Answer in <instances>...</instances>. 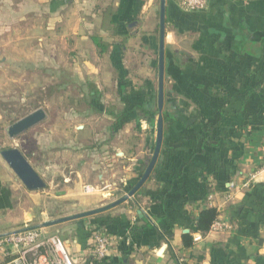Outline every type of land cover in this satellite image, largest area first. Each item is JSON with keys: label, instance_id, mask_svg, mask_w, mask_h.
I'll return each mask as SVG.
<instances>
[{"label": "crops", "instance_id": "crops-1", "mask_svg": "<svg viewBox=\"0 0 264 264\" xmlns=\"http://www.w3.org/2000/svg\"><path fill=\"white\" fill-rule=\"evenodd\" d=\"M176 2L165 3L163 136L149 178L106 212L43 229L66 243L75 264H178L181 258L182 264H264L263 174L243 187L264 164V0H208L200 12L181 11ZM158 23L159 0H0V72L16 74L0 76V87L18 83L22 90L8 106L25 107L40 77L54 79L49 100H67L65 90L73 88L85 116L105 123L95 129L79 121L65 130L82 144L61 152L82 156L86 166L62 173L51 186L56 200L82 208L75 214L122 197L153 152ZM93 36L106 44L103 54ZM42 111L37 125L47 121ZM72 114L73 121L84 120ZM4 120L0 110L3 138L12 141ZM54 125L50 138L36 143L42 152L54 146ZM102 152L108 156L100 158ZM3 167L0 180H18ZM25 189L36 204L40 197ZM10 198L0 184V209L11 207ZM208 208L229 229L197 233L199 214ZM93 227L115 240L102 260L82 255Z\"/></svg>", "mask_w": 264, "mask_h": 264}, {"label": "rangeland", "instance_id": "rangeland-1", "mask_svg": "<svg viewBox=\"0 0 264 264\" xmlns=\"http://www.w3.org/2000/svg\"><path fill=\"white\" fill-rule=\"evenodd\" d=\"M176 3L178 4V2ZM179 9L183 11L181 8ZM28 44L29 48H32L37 45V42H29ZM9 75L15 77L14 75L16 74H11L6 70L4 72H0V76L5 77V79L1 78V80L6 81V78L7 76L9 77ZM38 81V87L32 90V96L29 97L30 99L26 103V108L23 107L22 104H11L10 106L7 104L14 102L10 97L17 98L20 95L22 92L21 85L18 83L10 86L3 84V86L1 85L0 87V94L3 96L1 100H4L2 101L3 103H0V110L5 116L3 124L8 123V120L6 119L7 117L12 118L13 113L17 117H20L27 113V110L29 111L30 108H36V110L45 109V112L47 113V121L42 125H36L35 127H32V129L25 135H19L18 137L12 139V141L5 140L3 138L0 143V151L4 149H10L11 147L19 149L21 153L27 157L30 166L36 169L38 173L37 175L41 177L43 183L45 184L44 189L32 191V195L36 194L40 197V199L36 201V204H34L29 201L30 197L28 194L30 193L25 191L26 187L19 180H0L2 188L6 189L8 193L11 194V207L7 206L6 203L5 206L0 209V235L10 233V231L16 229H23L25 227L41 224L44 222V220L49 221L61 217H67L82 211V208L79 206H73L70 202H63L54 198V191L56 189L52 188V186L53 183H56L57 185L60 183V177L62 173L69 175V172L73 169L76 168V170L82 171L83 167L86 166V159H82V156H77L78 154H74L69 151L66 153L61 152L63 151L62 149L71 150L75 145H79L77 143H80L77 139L76 141H73L71 134L68 136L65 135L67 134L65 130L66 128L72 130L74 125H78L79 121H82L88 124L89 127L95 129H102L105 125L104 121L101 120L98 115L94 116L95 114H92V118L86 117V113L88 112L86 110V104L84 105L83 103L76 101L77 98H74V92L76 91L75 89L73 90V88H69L68 90H65L63 99L66 97L67 100L61 101L63 104L61 102L57 104L54 102V100H49L50 97H54L55 95V90L50 89V87L53 86L56 81L54 79L52 81L47 80L46 78L42 77H40ZM108 91L114 95V89ZM7 94L10 95L4 97ZM46 101L47 103H45ZM36 110H33L32 112ZM72 112L81 113V117H84V120L75 119L73 121L70 119V116L73 115ZM60 114H64V116H61ZM57 115H59L58 124H56V119H58ZM52 123H55L54 126H56V129L53 131L56 132L57 130L56 136H51L50 141V145H54V149L52 148L48 152H42L39 150V146H37L36 143L38 139L39 141L41 139L47 141L50 138L49 133L51 132ZM72 142L75 145H72ZM64 146L66 148H64ZM43 148L45 149V147ZM107 156L108 154H104L102 152L100 158H106ZM106 161L107 159H105V163ZM0 162V171H3V174H6V168L3 167L6 166V162L1 157V153ZM97 165L99 166V162ZM118 174L119 173L117 172L116 175ZM97 175V173L94 175L95 182L98 180ZM116 178L117 176L114 177V180H116Z\"/></svg>", "mask_w": 264, "mask_h": 264}, {"label": "built area", "instance_id": "built-area-1", "mask_svg": "<svg viewBox=\"0 0 264 264\" xmlns=\"http://www.w3.org/2000/svg\"><path fill=\"white\" fill-rule=\"evenodd\" d=\"M177 2L183 11L200 12L205 10L208 0H177ZM260 173L264 176V164L257 172L251 174L243 187ZM85 191L89 192L91 189L85 187ZM227 198L229 199L230 196ZM226 229H229L227 224L215 220L209 232L218 233ZM199 240L200 236L193 237V242ZM114 242V237L106 230L93 227L89 246L82 255L95 261L102 260L107 257ZM182 263L183 259H178V264ZM0 264H75V262L67 250L66 243L58 235L46 233L43 229H30L0 236Z\"/></svg>", "mask_w": 264, "mask_h": 264}, {"label": "water", "instance_id": "water-1", "mask_svg": "<svg viewBox=\"0 0 264 264\" xmlns=\"http://www.w3.org/2000/svg\"><path fill=\"white\" fill-rule=\"evenodd\" d=\"M165 3L166 0H159V23H158V61H157V70H158V84H157V111L158 116L156 120V134H155V143L153 152L146 164L145 169L140 174L136 183L119 199L101 206L99 208L89 210L86 212H81L75 215L61 217L54 220H49L43 222L41 224L25 227L23 229H19L17 231H13L10 233H16L21 231H26L30 229H44L54 225H58L67 221H73L78 219H84L88 217L95 216L97 214H101L106 212L123 202H126L128 199L132 198L142 187V185L149 178L159 155L162 136H163V118H162V109H163V101H164V39H165ZM45 119V115L42 110H36L24 118L16 121L15 123L8 126L5 130V134L8 138L14 139L19 135L23 134L27 130L41 123ZM1 157L6 162L8 167L14 172L17 179L30 191H37L45 188V184L41 180V178L37 175V173L30 166L25 157L21 154V152L12 148L9 150H5L1 152ZM7 233V234H10ZM3 234V235H7ZM1 236V235H0Z\"/></svg>", "mask_w": 264, "mask_h": 264}, {"label": "trees", "instance_id": "trees-1", "mask_svg": "<svg viewBox=\"0 0 264 264\" xmlns=\"http://www.w3.org/2000/svg\"><path fill=\"white\" fill-rule=\"evenodd\" d=\"M91 41L93 42V44L99 49V52L101 54H103L106 49H107V46L104 42H102L100 40V38L98 37H91ZM123 115L119 114V115H116V118L117 120L119 121L120 118L122 117ZM8 120V123L11 125L13 123H15L16 121H13V120H9V119H6ZM3 127H2V124H0V143H1V140L3 139ZM6 149L2 150V151H5ZM130 189V188H129ZM217 217H218V212L215 208H208L206 210H203L200 212L199 214V217H198V220L196 222V232L197 233H200V234H206L210 231V226L211 224L217 220ZM131 233V231H130ZM188 237V235H185V238ZM190 240H193L192 238H190ZM188 246H190L189 244H187ZM187 246V247H188Z\"/></svg>", "mask_w": 264, "mask_h": 264}]
</instances>
